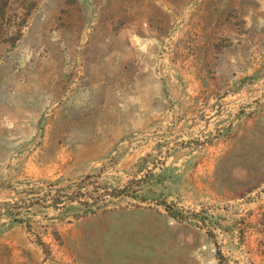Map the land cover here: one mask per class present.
I'll return each instance as SVG.
<instances>
[{
	"label": "rangeland",
	"instance_id": "374dc122",
	"mask_svg": "<svg viewBox=\"0 0 264 264\" xmlns=\"http://www.w3.org/2000/svg\"><path fill=\"white\" fill-rule=\"evenodd\" d=\"M0 264H264V0H0Z\"/></svg>",
	"mask_w": 264,
	"mask_h": 264
}]
</instances>
